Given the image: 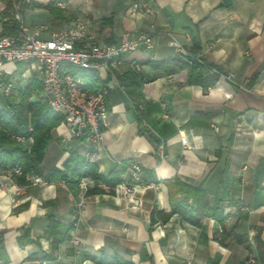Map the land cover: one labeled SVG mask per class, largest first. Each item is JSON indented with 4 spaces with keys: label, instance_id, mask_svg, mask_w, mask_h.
Here are the masks:
<instances>
[{
    "label": "crops",
    "instance_id": "1",
    "mask_svg": "<svg viewBox=\"0 0 264 264\" xmlns=\"http://www.w3.org/2000/svg\"><path fill=\"white\" fill-rule=\"evenodd\" d=\"M61 1L64 8L56 0H30L25 6L15 0L7 8L0 0V19L17 12L30 30L40 28L42 38L77 17L105 43L118 41L125 31L149 33L153 50L134 51L124 67L177 56L173 39L190 53L196 40L197 56L222 72L207 90L187 84L186 69L143 83L140 114L117 83L106 99L109 125L94 163L103 175L121 169V181L137 185L130 196L137 204L133 207L129 196L115 189L86 196L78 186L71 191L53 181L23 185L16 192L5 182L0 186V232L6 259L0 257V264H95L87 255L101 252L134 264H264L255 244L258 238L264 246V0H148L153 13L134 19L126 14L130 0ZM11 23L0 20V32ZM17 67L1 66L4 79L16 77L18 71L11 72ZM140 68L146 75L155 73L148 64ZM51 136L40 163L43 172L62 170L73 151L84 156L86 142L72 138L63 120ZM134 163L140 166L136 180L129 170ZM176 178L202 185L209 198L218 200L214 213L223 222L205 212L200 226L178 215L150 226L154 207L170 211L168 182ZM49 214L63 225L74 222L70 238L57 249L44 235ZM22 228L39 240L38 246H19Z\"/></svg>",
    "mask_w": 264,
    "mask_h": 264
},
{
    "label": "trees",
    "instance_id": "2",
    "mask_svg": "<svg viewBox=\"0 0 264 264\" xmlns=\"http://www.w3.org/2000/svg\"><path fill=\"white\" fill-rule=\"evenodd\" d=\"M3 1L9 8L15 0ZM20 3L23 6L28 4L23 1ZM45 7L52 10L50 4H46ZM103 24L106 22L104 21ZM18 32L19 24L13 21L2 29L0 36L16 37ZM199 52L200 46L196 40H193L190 55L187 57L177 55L145 63L131 62L117 74L118 83L133 101L136 110H139L138 104L143 97L141 92L143 83L155 80L159 76L175 73L178 70H187V84L198 85L203 90H207L218 81L222 70L220 67L198 57ZM144 64L150 65L155 73L152 75L144 74L140 68ZM17 66L19 70L24 68L22 64H17ZM74 72L85 80L87 88L92 89V91L97 90L102 83L93 70H74ZM25 82V86L12 87L7 96L0 94V168L7 170L18 166L21 169V174L14 175V180L19 185L30 184L28 176L36 174L46 182L63 181L73 191V187L77 186L81 179L90 178L96 184L85 191L86 196L100 193L112 194L115 186L121 182L122 170L114 168L108 174L103 175L99 173L94 162L88 161L74 151L64 161L62 170L52 167L43 172L40 163L45 148L52 139L51 130L61 123L62 116L46 104L34 100V94L43 88L37 77ZM29 125L32 127L31 130L28 129ZM12 134L32 136L33 143L29 150L13 139ZM168 187L171 209L169 212H164L154 207L150 212V226L166 223L173 215H178L183 221L193 226H200L205 212L215 216L221 223L223 222V216H217L214 213L217 211L218 200L209 198L202 185H189L176 178L168 182ZM73 228L74 222L63 225L55 219L54 214H49L44 235L50 239L51 248L57 249L60 244L70 238V231ZM237 239L240 240L241 238L238 237ZM17 242L20 247L27 244L39 245V240L32 239L27 228H22V233L17 237ZM255 244L257 259L264 263V246L258 238H256ZM0 257L6 259L1 232ZM87 257L95 264H134L118 254L101 252L99 256L87 255Z\"/></svg>",
    "mask_w": 264,
    "mask_h": 264
},
{
    "label": "built area",
    "instance_id": "3",
    "mask_svg": "<svg viewBox=\"0 0 264 264\" xmlns=\"http://www.w3.org/2000/svg\"><path fill=\"white\" fill-rule=\"evenodd\" d=\"M28 3L30 0H21ZM56 6L65 7V3L56 0ZM154 11L148 0H130L126 14L129 18L134 19L139 14H152ZM3 22L16 21L19 24V32L14 36H0V67L6 63L23 64L22 70L15 69L17 74L14 78L4 79L5 73L0 70V94L9 95L8 80H15V86H21L26 79L35 78L37 73L45 74V91L51 100V105H59L63 108V112H56L62 116L65 129L70 136L75 139L84 140L87 149L84 156L88 161L94 162L100 150V140L103 131L109 125V109L104 106L100 110H91V101L95 97H91L87 102V112H71L66 110L60 98V92L56 83V70L60 69L62 63H75L84 67H94V70H100L103 73V80L108 81L109 87L112 89L117 83V74L120 73L124 65L128 62L127 57L136 50H153V40L149 33L132 30L125 31L116 42L105 43L97 40L90 34L87 23L80 17L75 18L66 28L58 32L52 33L49 38L40 37V28L30 30L22 22L19 13L10 11L9 14L3 16ZM170 44L176 48L177 54L187 57L190 53L184 50L180 43L171 40ZM74 86L77 89L76 80ZM142 107L139 106L141 113ZM29 130L32 127L29 125ZM13 139L21 143L29 150L33 143L32 136H24L20 134H12ZM185 143V138H181ZM130 177L136 180L140 172L139 164H132L129 168ZM21 174L18 166L3 170L0 169V186L5 182L12 184L16 192L23 190V185H19L13 179V175ZM46 181L41 178H33L30 184H45ZM64 185V182L61 181ZM96 182L90 178H83L78 183L80 190L86 191ZM137 185L129 179H124L115 186V192L118 194L122 191L129 196L133 202V207L137 204L134 198L130 197ZM81 202L76 204V210L79 211ZM248 263H253V259H249Z\"/></svg>",
    "mask_w": 264,
    "mask_h": 264
},
{
    "label": "bare ground",
    "instance_id": "4",
    "mask_svg": "<svg viewBox=\"0 0 264 264\" xmlns=\"http://www.w3.org/2000/svg\"><path fill=\"white\" fill-rule=\"evenodd\" d=\"M68 67H73L74 70H93L97 73V76L100 80H103V73H100V70H94V67H84L82 65H76L75 63H62L60 64V69L56 70V83L57 88L60 92V98L62 99L63 105L66 110L71 112H87L86 102L91 98L95 97L91 101V110H100L106 106V99L111 90L109 87L108 81H102L100 87L92 91V89L87 88L85 80L77 75L74 70L71 71ZM37 79H39L42 84V90L37 91L34 94V100L49 106L54 112H63V108L59 105H51V100L46 95L45 91V74L37 73ZM70 79L76 80L79 82L77 84V89L74 86V81H69ZM28 79H26L27 81ZM11 83L8 82V91L11 90Z\"/></svg>",
    "mask_w": 264,
    "mask_h": 264
},
{
    "label": "rangeland",
    "instance_id": "5",
    "mask_svg": "<svg viewBox=\"0 0 264 264\" xmlns=\"http://www.w3.org/2000/svg\"><path fill=\"white\" fill-rule=\"evenodd\" d=\"M23 65V64H22ZM68 69L69 70H71V71H73L74 69H73V67H68ZM9 82L12 84L11 85V87H15V80H9ZM1 169V168H0ZM5 170V169H4ZM1 171H3V169H1ZM30 176V175H29ZM29 176H28V179L31 181L34 177H32V178H29ZM36 178V177H35ZM13 179H14V175H13ZM66 183L64 182V185H65ZM68 186V185H67Z\"/></svg>",
    "mask_w": 264,
    "mask_h": 264
},
{
    "label": "water",
    "instance_id": "6",
    "mask_svg": "<svg viewBox=\"0 0 264 264\" xmlns=\"http://www.w3.org/2000/svg\"><path fill=\"white\" fill-rule=\"evenodd\" d=\"M225 1H228V2H229V0H225ZM126 117H127V119H128V120H131V119H132V117H131V114H130V113H127V114H126Z\"/></svg>",
    "mask_w": 264,
    "mask_h": 264
}]
</instances>
